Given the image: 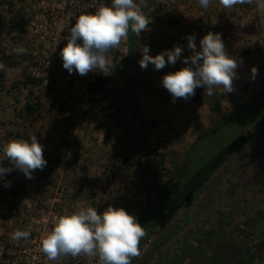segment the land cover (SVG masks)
Here are the masks:
<instances>
[{
    "label": "rangeland",
    "instance_id": "1",
    "mask_svg": "<svg viewBox=\"0 0 264 264\" xmlns=\"http://www.w3.org/2000/svg\"><path fill=\"white\" fill-rule=\"evenodd\" d=\"M37 2L0 0L3 65L11 60L5 51L14 48L15 39L19 45L33 48L25 25L30 7ZM135 2L151 22L148 31L136 36L129 75L143 118L159 120L157 128L147 136L156 191H167L168 178L177 173L181 164L188 168L182 163L187 154L198 168L209 159L211 150L216 153L236 136L251 132L255 123L260 125L259 134L233 153L164 229L154 225L151 212L155 193L144 189V165L136 164V150L142 147V141L135 103L113 75L114 63L128 51L127 40H123L108 53L112 71L108 75L97 72L116 97L121 109L118 114L114 109L98 111L91 105L89 100L99 98V93L90 96L87 91V96L61 100L42 85L35 96L41 90L47 98L51 96L48 103L54 107L48 109L47 100L35 102L31 92H21V85H12L17 94L11 108L6 106L11 112L6 118L0 115V152L10 140H27L36 135L47 165L34 171L31 179L16 169L0 178V207H6L4 212L0 208V218L6 216L9 232H16L30 225V216L36 217L51 206L68 215L87 207L102 213L111 205L135 215L146 231L139 242L140 255L133 258L132 264H264V107L258 105L259 101L249 102L264 90V7L238 4L225 8L232 22L212 19L211 23L212 7L205 10L197 6L199 0ZM26 4L30 5L25 17L22 14ZM198 21L209 24L213 33H220L226 51L237 59L233 91L223 93L217 89L208 96L204 88L198 87L187 100L173 102L162 86V77L188 66L183 62L188 57L184 39ZM144 45L151 56L180 45L181 59L160 70L151 63L141 69ZM253 67L258 70L255 75ZM1 81L0 87L10 93L9 85ZM27 104H36V112L41 111L30 121L24 112ZM4 105H0V112L6 109ZM2 164L11 167L8 160ZM7 182L10 186L6 187Z\"/></svg>",
    "mask_w": 264,
    "mask_h": 264
},
{
    "label": "clouds",
    "instance_id": "2",
    "mask_svg": "<svg viewBox=\"0 0 264 264\" xmlns=\"http://www.w3.org/2000/svg\"><path fill=\"white\" fill-rule=\"evenodd\" d=\"M211 0H199L203 9H207ZM225 8L238 4L255 3L264 7V0H219ZM151 20L146 16L135 0H111L110 5H101L93 13H82L65 37L67 43L60 50L63 67L81 76L90 72L108 75L112 70L108 53L128 38L129 31L137 37L142 31H148ZM195 36H187V47L192 55L183 58L186 67L170 72L162 77V86L171 94L173 102L195 94L198 87L205 89V94L212 96L217 89L223 93L233 91V80L237 76L239 64L235 57L228 54L220 33L208 32L200 40L197 51ZM18 55L26 49L18 46ZM141 69L151 63L155 70L163 69L166 64H175L181 59L182 46L174 45L172 50H165L155 56L149 55V47L141 49ZM167 57V60L165 59ZM242 63V61H241ZM4 65L0 63V70ZM252 73L258 71L252 68ZM8 160L11 167H5L2 161ZM47 161L43 154V145L36 135L29 139L8 141L0 152V178L14 169L21 171L27 178H32L36 170H43ZM5 186H10L7 182ZM146 235L144 227L133 214L124 208L108 206L102 213L96 208H79L68 215H61L41 240L40 250L50 261L64 256H87L97 258L98 264H132L133 258L140 255L139 242ZM30 232L17 230L13 240L27 239Z\"/></svg>",
    "mask_w": 264,
    "mask_h": 264
},
{
    "label": "built area",
    "instance_id": "3",
    "mask_svg": "<svg viewBox=\"0 0 264 264\" xmlns=\"http://www.w3.org/2000/svg\"><path fill=\"white\" fill-rule=\"evenodd\" d=\"M111 0H38L31 7L25 29L32 44L31 57L27 67V76L39 80L40 84L50 88L55 96L64 100L75 96H87L88 88L97 79V72L81 76L75 71L69 73L60 57L71 26L82 13H93L101 5H109ZM40 213V214H39ZM30 216V232L27 239L13 240L14 232L0 234V264H98L97 258L81 255L64 256L50 261L41 252L42 238L53 228L56 219L67 215L65 210L48 207L46 212ZM22 230V231H24Z\"/></svg>",
    "mask_w": 264,
    "mask_h": 264
},
{
    "label": "trees",
    "instance_id": "4",
    "mask_svg": "<svg viewBox=\"0 0 264 264\" xmlns=\"http://www.w3.org/2000/svg\"><path fill=\"white\" fill-rule=\"evenodd\" d=\"M212 30L213 29L211 28V26H209V24H206L205 22L198 21L194 23L192 26V32H188L184 39L186 47L188 44L187 36L194 35L195 36L194 42L197 46L196 50L199 51L200 40H201L200 37L206 35L208 32H212ZM135 39H136L135 33L129 31L128 38L126 39L128 43L127 46L128 51L125 57L114 65L113 75L116 81L119 82L129 92V94H131L133 101L135 103V109L137 111L135 117L138 122L141 141H142V147L139 150H136V154H137L136 164L138 165V167H140L142 163L144 165V172L142 176V180H143L142 183L144 189L147 192L155 193V202L152 208L153 210L151 212L152 214L151 222H154V225L159 226V228L164 229L165 226L168 224V222L178 212V210L198 190H200L205 183L208 182V180L211 178L214 172L218 170L233 153L241 149L243 146H245L247 143H249L259 134L258 127L260 125L259 123H255L252 127L251 132H246L244 134L236 136L226 145L221 147L219 151H217L216 153H214L211 150V156L209 157V159L198 168H194L193 165L194 159L188 160L187 158L188 154H187V156H185L182 163H186L188 168H185L181 164L182 167L178 169L177 173L174 174V176L168 178L169 181L168 183H170V186H168L167 191H162V192L156 191V186L152 180V172H151L152 152L150 151L149 143L147 142V136L150 134L152 130L157 128L159 124V120L157 118H152L146 121L143 118L141 114L140 104L138 102V96L129 75L130 63L135 48ZM187 50L188 51L186 52V54L188 56H191L193 54L192 51L188 47ZM2 64H4V62H2ZM1 76L2 73H0V78ZM26 81L27 83H32L34 85L40 84L39 80L32 79L28 76L26 77ZM105 85H106L105 79L102 77H97L95 84L88 88V94L90 96H93L96 93H99L98 96L100 97L91 98L89 102L98 111L114 109V111L118 114L121 112V109L117 105V101H116L117 99L109 92V90L106 89ZM263 99H264V90L253 95L251 100H249V102L259 101L258 105L264 107ZM244 106H242L241 108H243ZM53 107L54 105L53 103H51L49 104L48 109ZM37 108L38 106L36 104H27L24 108V112L27 116H30L34 114ZM212 128H210L207 132H209ZM200 139L198 140L200 141ZM154 155L157 154L155 153Z\"/></svg>",
    "mask_w": 264,
    "mask_h": 264
},
{
    "label": "crops",
    "instance_id": "5",
    "mask_svg": "<svg viewBox=\"0 0 264 264\" xmlns=\"http://www.w3.org/2000/svg\"><path fill=\"white\" fill-rule=\"evenodd\" d=\"M26 5H27L26 7L24 6L26 8V10L22 14V15H25V17L28 14L27 10H29V9H27V7L30 4H26ZM196 5L199 6L200 4L198 3ZM210 6L212 7L211 10L213 11V18L209 17L211 23H212V19L214 21L221 19L224 21V23L232 22L231 15L229 13L225 12V7L219 3V0H211ZM202 20H205V19L202 18ZM243 20L246 21V18H243ZM11 43H12V41H11ZM22 45H24V44H22ZM18 46H21V45H19L18 41L15 39L14 43L12 44V47H14V48H11L10 50L5 51V54L8 55L11 60H9V63L4 65V69L1 70L4 73L2 72V76L0 79H2V81H1L2 84L6 83L7 85H9L11 92L6 93L5 88L0 87V105L1 104L4 105L6 103V105H4V107L6 108V106H7V107L11 108V104H13V101L16 99L15 95L17 94V93H15L16 90L12 89V85H15V86L21 85V90H22L21 92H23V91L28 92L29 91V94L31 92V95H33L31 97V99H33V97H36L35 102L43 103V102H45V100H47L46 103H47V105H49L48 102L52 101V98H51V96H50V98H47L49 96H45L46 93L43 90L38 91L41 94H38V96H35L37 89L42 88L43 86L41 84L40 85L39 84L34 85L32 83H27V81H26L27 67H28L30 55L32 52L31 47H29V45H27V47L22 46L23 48L26 49V51L23 54L18 55L15 51V49ZM116 63L117 62H115L114 64H116ZM23 83H25V84H23ZM31 103H34V102H31ZM9 112H11V109L8 110V108H6L2 112H0V115H2V118H6V117H8ZM36 113L37 114L41 113V111L40 112L35 111L34 114L30 115V116H27L26 114L25 115H26V118L29 119V121H30V119H32L33 117L36 116ZM5 123H8V122L6 121ZM3 127H6V125H4ZM0 208L3 210V212H4V210L6 211V207L1 206ZM0 219H1L0 223H2V226L0 227V234L9 232L10 223L8 221H6L7 220L6 216L1 217Z\"/></svg>",
    "mask_w": 264,
    "mask_h": 264
}]
</instances>
